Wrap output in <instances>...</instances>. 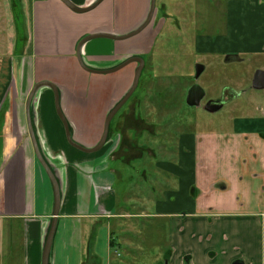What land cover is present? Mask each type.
Returning a JSON list of instances; mask_svg holds the SVG:
<instances>
[{"label":"crops","instance_id":"crops-1","mask_svg":"<svg viewBox=\"0 0 264 264\" xmlns=\"http://www.w3.org/2000/svg\"><path fill=\"white\" fill-rule=\"evenodd\" d=\"M14 1V32L0 34V264H42L54 189L34 151L29 95L37 83L54 84L72 139L86 148L97 146L109 113L133 84L137 64L110 74L92 73L81 67L78 45L91 34L134 32L147 20L151 0H102L86 13L61 0ZM69 1L87 8L98 0ZM207 13L213 21L202 26ZM23 18L30 38L25 52L15 55L12 43ZM168 29L183 40L191 36L198 55L237 52L239 56H230L234 61L243 60L241 55L264 60V0H156L153 18L139 34L124 40L92 39L83 45L81 57L92 69L109 70L130 57L151 54ZM253 64L252 75L264 70V62ZM231 89L226 84L212 90L222 94L212 99H234ZM257 103L250 101L245 116L231 125L183 135L176 161L168 164L167 159L162 166L167 181L168 171L179 176L178 186L163 189L159 198L148 197L149 211L140 212L132 195L137 183L120 168L133 161L124 163L115 156L116 139L93 153L73 147L54 91L40 87L31 106L33 128L62 190L50 264H111L123 250L119 239L114 246L112 227L122 232L126 217L140 215L162 222L159 242L153 235L137 242L156 249L157 263L168 256L169 264H264V107ZM114 160L121 163L115 167ZM150 191L152 196L155 190ZM138 246L135 256L140 258L145 249Z\"/></svg>","mask_w":264,"mask_h":264},{"label":"rangeland","instance_id":"rangeland-1","mask_svg":"<svg viewBox=\"0 0 264 264\" xmlns=\"http://www.w3.org/2000/svg\"><path fill=\"white\" fill-rule=\"evenodd\" d=\"M185 1L187 2L188 0ZM14 2L12 0V3ZM10 7L11 0H0V34H5L6 37L8 35L11 36L14 32ZM204 17L205 20H202V26L205 21L212 23L213 20L210 13L204 14ZM176 33V31L173 32L171 29L163 32L152 53L145 56V58L140 57L146 62V68L139 87L131 101L116 115L112 123V129L116 128L119 122L122 121L124 111L130 112L131 106H134L132 109H136V112H139L143 120H147V122L145 121L146 125L141 123L134 124V122L126 124L123 130H119V133H117L122 138L119 141V149L115 156L120 161H124V163H128L130 160L133 161L130 166L120 164L121 162H118V160L113 162V166L116 167L119 163L121 171L129 173L135 179L137 184L133 189L135 191L132 194L135 197L133 204L134 208L140 212L149 211L148 197L150 200L153 197L159 198L162 196L163 189L167 187L176 188L178 186L177 179L179 176H175L174 173L173 176L168 171L167 181L166 173L162 166L167 159L168 164L176 161L179 150L178 139L182 132L206 131L219 128L221 125H231L235 118L245 116L250 101H258L257 105L264 107V90H255L251 79L252 67L255 65L253 63L264 62L261 57L244 60L247 57L241 55L240 58L243 60L227 63V55H198L192 48L191 36L188 37V44V40H183L184 36ZM29 38V27L28 25L26 26L23 18L12 43V51L15 55H22L25 52ZM233 53H235L232 54L233 56H239L237 52ZM250 62H252L253 66ZM189 64L193 65L191 72L188 71ZM197 64L206 66V71L197 81L206 91V96L199 107H190L187 104L185 94L187 88L195 82L194 75ZM258 70H254L252 78ZM226 84H230L232 88L230 93H235V98L227 101L223 108L217 112L205 111L204 106L208 100L219 98L222 95L221 93L213 94L212 90L219 91ZM146 107H148V113L152 112L149 118L143 115ZM134 127H137V129L134 130ZM117 134L116 131L111 130L108 140H117ZM138 158L139 160H137ZM144 174L147 176L145 179ZM130 183L132 188L133 183ZM151 189L155 190L152 196L150 194ZM125 190L127 189L125 188ZM160 190L161 195L159 194ZM126 210L128 211L127 207ZM129 212L134 213L136 210H130ZM124 224L122 232H117L115 225L112 227V240L115 239L116 241L114 246H117V239H119V242H123L121 244L123 250L120 251V256H117L119 260L112 257L110 260L111 264L169 263L168 258H166L168 256H165V259L157 260L159 261L158 263L155 262L153 250L156 249L152 248L153 250L149 251L147 243H137L138 237L148 235L158 237L159 242L160 231L162 230L161 221L140 215V217L133 219L126 217ZM133 239L135 243H133ZM138 244L145 249L140 258H138V255L135 256L136 248L139 247Z\"/></svg>","mask_w":264,"mask_h":264},{"label":"water","instance_id":"water-1","mask_svg":"<svg viewBox=\"0 0 264 264\" xmlns=\"http://www.w3.org/2000/svg\"><path fill=\"white\" fill-rule=\"evenodd\" d=\"M61 1L68 8H70L71 10H73L77 13H86V12L94 9L102 0H98L93 6H90L87 8H78L69 0H61ZM155 9H156V0H151V8H150V12H149L147 20L144 22V24L142 26H140L137 30H135L134 32H131L130 34H127L124 36H111V35H106V34H91V35H88L85 38H83L78 45L77 57H78L79 63L83 69H85L86 71L92 72V73L110 74V73H114V72H117V71L125 68L126 66H128L131 63H134V62L139 63V66L136 70L133 85H132L131 89L128 91V93L125 95V97L109 113V115L106 119V124H105V128H104L103 136H102V138H101V140L97 146H95L93 148H86V147L78 144L77 142H75L72 139L69 123H68L66 117L64 116V114L62 112V108H61V104H60L59 90L54 84H52L50 82L37 83L29 95L27 105H26V109H27V115H28V126H29V131H30V135L32 138L33 146H34V151H35V154H36L38 160L40 161L42 166L45 168L47 174L49 175L50 180H51L52 185H53V189H54L53 219H52L51 228L49 230V233L47 235L46 242H45L42 264H50L51 250H52V245H53L54 237H55L56 230H57L58 217L60 214V207H61V203H62V190H61L60 180L56 174V171H54L52 169L51 164L44 157L42 150L38 144V141H37V138L35 135V131L33 128V123H32V118H31V106H32V102H33L35 93L40 87L52 88V90L54 91V94H55V106H56L57 113H58L60 119L62 120V122L64 124L67 139L73 147H75L76 149L83 151L85 153H93V152L100 150L102 147H104V145L106 144V142L108 140L111 121L113 120V118L115 117L117 112L120 110V108L125 104V102H127V100L133 95L135 90L138 88L140 78H141V74H142V70L144 68V60L140 57L133 58V59H129L128 61L122 63L121 65H119L113 69L96 70V69H92L91 67L87 66L83 62V59L81 57V49L86 42H88L92 39L108 38V39L124 40V39H129L131 37H134L135 35L139 34L142 30H144L148 26V24L151 22V20L153 18V14H154ZM204 70H205L204 65H202V64L197 65L195 77L199 78L203 74ZM252 85H253V88L255 90H264V70H258L255 73V75L253 77ZM205 94H206V92H205L204 88H202V86H200L199 84L193 86L189 92V95H188L189 105L190 106H196V104L198 105L200 103V101L204 98ZM210 109L213 112L214 109H217V108H210Z\"/></svg>","mask_w":264,"mask_h":264},{"label":"flooded vegetation","instance_id":"flooded-vegetation-1","mask_svg":"<svg viewBox=\"0 0 264 264\" xmlns=\"http://www.w3.org/2000/svg\"><path fill=\"white\" fill-rule=\"evenodd\" d=\"M230 56H232V55H229V56H227V61L228 62H230V61H234L236 58L234 57V58H232V57H230ZM138 57H140V56H138ZM138 57H136V56H133V57H130V58H128V59H126L124 62H126V61H128L129 59H133V58H138ZM143 58V57H142ZM238 59V58H237ZM123 62V63H124ZM135 63V62H134ZM122 64V63H121ZM120 64V65H121ZM137 64V68H138V66H139V63H136ZM197 65H199V64H197ZM196 65V66H197ZM203 65V64H202ZM119 66V65H118ZM117 67V66H116ZM115 67V68H116ZM145 68H146V62L144 61V68H143V70H142V74H141V78H142V75H143V72H144V70H145ZM113 69V68H112ZM122 70V69H121ZM137 70V69H136ZM206 71V66H205V70H204V72ZM204 72H203V74H204ZM136 73V72H135ZM202 74V75H203ZM195 75H196V67H195ZM195 75H194V80H195V82L191 85V86H189L188 88H187V92H186V94H185V97H186V101H187V104L189 105V103H188V95H189V92H190V90H191V88L193 87V86H195V85H198L199 83L197 82L199 79H200V77L202 76H200L199 78H196L195 77ZM135 77V76H134ZM141 78H140V81H141ZM252 82H253V80H252ZM139 84H140V82H139ZM133 85V84H132ZM200 85V84H199ZM201 86V85H200ZM253 86V85H252ZM132 87V86H131ZM138 87H139V85H138ZM203 88V87H202ZM131 89V88H130ZM129 89V90H130ZM138 89V88H137ZM137 89L135 90V92L133 93V95L127 100V102H125V104L120 108V110L117 112V114L116 115H118L119 113H120V111L125 107V105L127 104V103H129L130 101H131V99L133 98V96L135 95V93H136V91H137ZM128 90V91H129ZM206 92V91H205ZM128 93V92H127ZM126 93V94H127ZM125 94V95H126ZM125 95H124V97H125ZM205 96H206V94H205ZM205 96H204V98H205ZM123 97V98H124ZM184 97V98H185ZM122 98V99H123ZM203 98V99H204ZM121 99V100H122ZM202 99V100H203ZM120 100V101H121ZM202 100L200 101V103L197 105L196 104V106H190V107H199L200 105H201V102H202ZM119 101V102H120ZM227 101H229V99H228V97H223V99L221 100H213V99H210V100H208V102H207V104L204 106V110L205 111H208V112H212L211 111V109L210 108H217V109H214V111L213 112H217L218 110H220L221 108H223V106L225 105V103L227 102ZM118 102V103H119ZM117 103V104H118ZM116 104V105H117ZM134 107V106H133ZM132 106H131V108H130V112H125L124 111V113L122 114V121H120L119 122V125H117V133H119V130L121 131V130H123V127H124V125H126V124H131V122L133 123L134 122V124L135 123H141V124H145L146 122H147V120H143L142 119V116L139 114V112H136L137 110L136 109H132L133 108ZM132 110V111H131ZM151 114H152V112H150V113H148V107H146L145 109H144V111H143V115H146V116H148V118L151 116ZM116 115H115V117H116ZM131 116L133 117L132 119H131ZM115 117L113 118V119H115ZM112 121H114V120H112ZM111 121V124H110V131L111 130H114V129H112V122ZM146 121V122H145ZM146 125V124H145ZM137 126H139V125H137ZM137 129V127H134V130H136ZM133 131V130H132ZM196 132V131H198V130H193V131H189V132H186V133H184V132H182V134H180V136H179V142H178V146H180V142H181V139H182V136L183 135H187V134H189V133H191V132ZM116 133V134H117ZM117 136V140H116V144H117V146L119 147V141H120V139L122 138L121 137V135L120 134H117L116 135ZM109 137H110V132H109V135H108V139H109ZM111 137H113V136H111ZM109 142V140H107V142H106V144ZM105 144V145H106ZM104 145V146H105ZM177 159V158H176ZM196 190V188L195 187H193L192 188V191H193V195L195 196V191ZM169 254H170V252H169ZM166 258H168V257H166ZM187 261V260H186ZM168 262H169V258H168ZM190 262V260H188V263ZM167 264H169V263H167ZM187 264V263H186Z\"/></svg>","mask_w":264,"mask_h":264}]
</instances>
